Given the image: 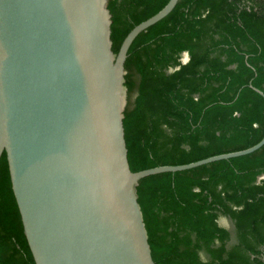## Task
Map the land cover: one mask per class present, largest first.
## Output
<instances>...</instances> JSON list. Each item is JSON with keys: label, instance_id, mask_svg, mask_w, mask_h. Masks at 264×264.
Wrapping results in <instances>:
<instances>
[{"label": "trees", "instance_id": "trees-1", "mask_svg": "<svg viewBox=\"0 0 264 264\" xmlns=\"http://www.w3.org/2000/svg\"><path fill=\"white\" fill-rule=\"evenodd\" d=\"M168 2L109 0L114 51ZM125 65L133 171L188 164L263 138L264 96L255 87L264 92V0H179L136 37ZM137 190L156 264H264V146L149 175ZM0 264H36L6 152L0 160Z\"/></svg>", "mask_w": 264, "mask_h": 264}, {"label": "water", "instance_id": "water-1", "mask_svg": "<svg viewBox=\"0 0 264 264\" xmlns=\"http://www.w3.org/2000/svg\"><path fill=\"white\" fill-rule=\"evenodd\" d=\"M178 2L136 25L115 52L109 0H0V160L6 152L36 264H156L141 179L264 146L263 136L188 164L131 169L128 52Z\"/></svg>", "mask_w": 264, "mask_h": 264}, {"label": "rangeland", "instance_id": "rangeland-1", "mask_svg": "<svg viewBox=\"0 0 264 264\" xmlns=\"http://www.w3.org/2000/svg\"><path fill=\"white\" fill-rule=\"evenodd\" d=\"M182 60H183V62H185V60H186V56H185V55L183 56V59H182ZM220 222H221L223 225L233 227V224H232L231 221H229L228 219L223 218V219L220 220Z\"/></svg>", "mask_w": 264, "mask_h": 264}]
</instances>
